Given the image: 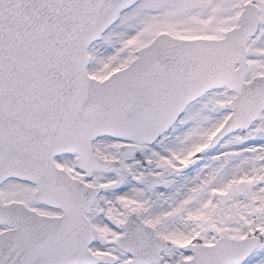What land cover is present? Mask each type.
<instances>
[{"label":"snow or ice","instance_id":"obj_1","mask_svg":"<svg viewBox=\"0 0 264 264\" xmlns=\"http://www.w3.org/2000/svg\"><path fill=\"white\" fill-rule=\"evenodd\" d=\"M0 264H264V0H0Z\"/></svg>","mask_w":264,"mask_h":264}]
</instances>
